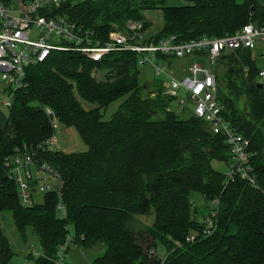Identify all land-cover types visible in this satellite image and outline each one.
Returning <instances> with one entry per match:
<instances>
[{"label":"trees","instance_id":"trees-1","mask_svg":"<svg viewBox=\"0 0 264 264\" xmlns=\"http://www.w3.org/2000/svg\"><path fill=\"white\" fill-rule=\"evenodd\" d=\"M182 1L168 6L163 0H64L50 12L77 24L92 42L124 32L128 21L141 23L137 32L145 43L171 36L178 43L233 35L264 20L260 0ZM147 10L161 12L162 25L153 34L146 30L142 13ZM254 50L223 52L215 76L222 117L248 140V173L257 187L238 175L227 180L213 168V161L227 166L225 136L211 133L192 114L181 119L166 112L174 99L162 94L156 81L146 93L139 69L148 67L159 79L149 64L139 65L134 52H112L93 62L77 51H51L26 69V88H4L12 96L0 128V212H11L21 234L31 227L38 237L39 254L28 255L32 264H56L59 249L68 253L70 246H102L91 264H264V86H257L264 53L256 58ZM170 58L156 53L154 60L172 66L177 60ZM98 72L104 74L100 80ZM119 99L111 119L102 120L101 110ZM45 107L59 125L75 129L85 152L50 150L46 143L55 129ZM24 152L33 153L30 170L45 165L62 182L59 194L46 193L30 207L20 204L18 185L3 165ZM195 195L202 198L200 207ZM213 212V226L205 232ZM139 217L150 223L140 228ZM12 256L0 225V264H9Z\"/></svg>","mask_w":264,"mask_h":264},{"label":"built area","instance_id":"built-area-1","mask_svg":"<svg viewBox=\"0 0 264 264\" xmlns=\"http://www.w3.org/2000/svg\"><path fill=\"white\" fill-rule=\"evenodd\" d=\"M63 1L14 0L7 5L0 2V81L5 84V88L9 87L11 92L26 88V69L43 62L51 51H77L93 62H100L112 52H134L140 56L139 65L149 64L153 68L155 77L163 83L166 93L179 102L180 109L187 107L195 118L208 126L211 133L225 136L229 149L227 170L224 173L227 180L238 175L250 186H258L255 177L248 173L251 170L248 164L251 153L246 150L248 140L222 117L223 107L218 99L213 63L223 52L238 48L253 51L258 44L264 43V20L259 24L250 22L233 35L202 37L178 43L174 36L155 43H145L137 32L141 29V23L128 21L125 24L126 33L111 31L108 41L92 42L89 34L82 32L81 27L67 17L52 15L50 8L60 6ZM135 36L139 39L135 40ZM156 53L174 60L189 59L186 68H181L186 76L181 80L176 78V70L168 62L154 60ZM202 61L206 62V67L202 66ZM259 76H264V69L259 72ZM181 91L184 97H181ZM11 96L10 93L3 100L4 106L10 105ZM44 111L56 129V116L47 107ZM53 138L48 140L47 146H51ZM3 165L6 177L18 185V197L23 207L34 205L36 196L42 200L46 193L60 192L62 182L55 171L45 165L29 169L28 166H33V153L24 152L21 156L6 158ZM214 216L213 212L205 219V232L211 230ZM64 248L59 249L56 264L63 263Z\"/></svg>","mask_w":264,"mask_h":264},{"label":"rangeland","instance_id":"rangeland-1","mask_svg":"<svg viewBox=\"0 0 264 264\" xmlns=\"http://www.w3.org/2000/svg\"><path fill=\"white\" fill-rule=\"evenodd\" d=\"M164 3L168 6H179L185 4L182 0H163ZM262 4H264V0H260ZM253 7V6H252ZM254 10V7H253ZM144 20L149 22L147 31L150 34L155 33L162 25V16L161 12L158 10H147L143 13ZM124 29L125 31L122 33H126V25L124 23ZM117 27V26H116ZM121 32V31H118ZM264 53V43L258 44L256 49L254 50V55H261ZM256 56V55H255ZM259 57V56H258ZM257 58V56H256ZM221 58H218L213 63V71L216 72V65L220 61ZM190 62L189 59H181L174 61L172 64V68L176 70V78L182 79L186 74L182 72L181 68H186L187 64ZM203 67H206V62H201ZM258 65L264 69V57H259ZM103 72H98L96 74V78L100 80V78H103ZM139 80L141 83H148V89L146 90V93L153 90L154 88V81L159 83L161 89H163L162 94L167 96L166 88L163 85L162 82H159V80L154 79L152 70L148 67H141L139 69ZM262 83H264V76L261 77L259 80ZM5 88V84L0 81V128H3L6 124L7 119V113L8 109L3 105V103L7 97L5 93L3 92ZM145 93V94H146ZM152 96H155L156 93H151ZM181 97H184V93L181 91ZM123 99H119L113 103H111L107 108L102 109V120L108 121L111 119L112 115L117 111L119 104L121 103ZM85 106H88L85 104ZM48 108V107H47ZM50 109V108H49ZM166 112L172 113L174 115L179 116L181 119H186L191 115V111L186 108L184 109H178L175 102L169 101L168 106L165 109ZM159 116H161L159 114ZM50 150L52 151H61L64 153H71V152H85L87 150V146L85 143L81 140L77 132L74 128H66L62 125L57 126L54 133V138L52 141V144L50 146ZM212 166L214 169L218 170L221 173H226L227 166L224 163L212 162ZM195 199V205L200 207L202 198L198 195L194 196ZM34 201L36 203L41 202V197L36 196ZM60 217L63 216V213L58 214ZM150 223L149 218L139 217L138 222H136V225H138L140 228L143 224ZM0 225L1 229L4 233V235L7 237L9 247L13 253V256L9 262V264H32L31 258H28V255L35 258L40 251V244L38 237L34 233V231L31 229V227H27L24 231V234H21L17 228L14 226L13 220H12V214L9 211H3L0 212ZM138 243L142 244L143 247H146L147 243H145L142 238L137 239ZM160 249H157V252H159ZM103 252V247H92V249H76L73 246H70L69 252L65 253L63 255V258L66 260V262H69L70 264H91V261L98 256H100ZM163 252H159L158 255L163 256Z\"/></svg>","mask_w":264,"mask_h":264},{"label":"water","instance_id":"water-1","mask_svg":"<svg viewBox=\"0 0 264 264\" xmlns=\"http://www.w3.org/2000/svg\"><path fill=\"white\" fill-rule=\"evenodd\" d=\"M251 11H253V7H251ZM257 86H258V87H263V86H264V84H263V83H261V82H258Z\"/></svg>","mask_w":264,"mask_h":264},{"label":"bare ground","instance_id":"bare-ground-1","mask_svg":"<svg viewBox=\"0 0 264 264\" xmlns=\"http://www.w3.org/2000/svg\"><path fill=\"white\" fill-rule=\"evenodd\" d=\"M199 58H200V56H199ZM175 104L178 107V109L180 110L179 102L177 100H175Z\"/></svg>","mask_w":264,"mask_h":264}]
</instances>
